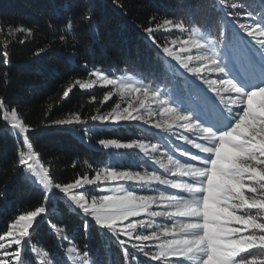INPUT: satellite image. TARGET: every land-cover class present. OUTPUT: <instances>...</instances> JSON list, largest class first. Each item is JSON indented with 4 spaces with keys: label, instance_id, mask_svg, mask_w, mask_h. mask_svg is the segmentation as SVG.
<instances>
[{
    "label": "snow or ice",
    "instance_id": "6c2138e0",
    "mask_svg": "<svg viewBox=\"0 0 264 264\" xmlns=\"http://www.w3.org/2000/svg\"><path fill=\"white\" fill-rule=\"evenodd\" d=\"M111 3L127 20L124 0ZM168 7L187 8L189 18L152 16L147 26L133 25L156 56L157 83L85 64L87 78L72 80L61 99L74 89L102 87L101 105L114 96L118 101L103 112L76 111L44 124L85 137L95 128L123 130L124 138H100L98 145L112 150L113 160L135 156L131 167L89 164L90 172L61 181L34 147L36 129L0 95L3 130L17 143L16 167L40 186L45 202L20 211L0 230V264H62L32 243L51 200L66 201L86 234L77 246L66 226L49 224L64 264H104L92 244L96 235L118 247L123 264H264V0H178ZM196 8L215 12L218 20L199 23ZM80 19L93 27L90 11ZM75 23L66 17L64 31L49 24L53 40L33 56L56 39L74 38ZM35 31L0 23L6 37L23 35L21 44ZM7 44L0 50L6 66ZM137 127L146 136L136 135Z\"/></svg>",
    "mask_w": 264,
    "mask_h": 264
},
{
    "label": "trees",
    "instance_id": "16d2710c",
    "mask_svg": "<svg viewBox=\"0 0 264 264\" xmlns=\"http://www.w3.org/2000/svg\"><path fill=\"white\" fill-rule=\"evenodd\" d=\"M124 3L127 20L113 8L111 0H0V23L5 27L23 24L36 29L35 34L23 44L18 42L25 39L23 35L13 38L0 33V50L5 47L7 39L10 51L7 66L0 58V95H6L36 129L30 133L34 147L42 162L54 167L61 181L73 179L77 172H90L89 164L112 165V154L95 144L100 138L125 137L123 130L115 128H95L85 137L81 131L45 127L47 120L65 118L72 112L91 115L97 109L103 112L114 105V99L105 105L99 103L107 90L105 88L74 89L69 99L62 100L64 88L76 78H87L85 64L89 69L100 67L115 75L157 83L156 56L133 25L147 26L152 16L157 19L165 16L189 18L187 8L168 7L169 4H177L178 0H124ZM85 10L93 14L92 28L80 19ZM193 14L201 24L207 19L214 23L218 20L211 10L202 12L196 8ZM66 17H73L76 21L75 37L69 35L68 42L64 44L56 39L46 53L34 57L37 48L47 46L53 40L54 33L49 24L61 26V31H64L62 26ZM5 72L8 73L7 84L4 83ZM91 96L96 97L95 102L90 100ZM3 129L4 124L0 121V230L20 211L32 210L45 203L41 188L25 179V174L17 169L16 140ZM135 132L146 136L139 127ZM131 135L127 133V136ZM73 161L77 163L76 168L72 167ZM47 206L50 214L34 233L32 243L55 254L64 264L65 253L56 246L49 224L66 226L69 238L77 246L85 243L86 234L81 227L82 221L66 201L51 200ZM92 244L99 254L97 258L104 264H123L118 247L110 245L106 236L96 235ZM68 246V243L63 244L65 249Z\"/></svg>",
    "mask_w": 264,
    "mask_h": 264
},
{
    "label": "rangeland",
    "instance_id": "374dc122",
    "mask_svg": "<svg viewBox=\"0 0 264 264\" xmlns=\"http://www.w3.org/2000/svg\"><path fill=\"white\" fill-rule=\"evenodd\" d=\"M132 78H134V77H132ZM138 79V78H137ZM112 99H114L115 101H118V97H116V96H114ZM114 106V105H113ZM125 127H127L126 125H125ZM108 129H111V128H108ZM116 129V128H115ZM117 131H118V129H117ZM112 132V131H111ZM117 134L120 136V133L119 132H117ZM136 135H138V136H141V137H144V135H142V134H137L136 133ZM118 138H120V137H118ZM95 146L96 147H99L100 149H102L98 144H95ZM102 150H104V149H102ZM105 151H108L109 153H111L112 154V150H105ZM133 160H135V158L133 157V155H126V156H124L122 159H118V160H113V158H112V164H114L116 167H118V168H128V167H131L132 165L129 163V161H133ZM31 182V181H30ZM33 184V183H32ZM35 186H37L38 188H40V186H38V185H36V184H34ZM92 194H96L95 192H93ZM260 259H264V257H260Z\"/></svg>",
    "mask_w": 264,
    "mask_h": 264
},
{
    "label": "bare ground",
    "instance_id": "6f19581e",
    "mask_svg": "<svg viewBox=\"0 0 264 264\" xmlns=\"http://www.w3.org/2000/svg\"><path fill=\"white\" fill-rule=\"evenodd\" d=\"M77 217V216H76Z\"/></svg>",
    "mask_w": 264,
    "mask_h": 264
}]
</instances>
